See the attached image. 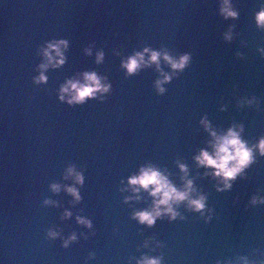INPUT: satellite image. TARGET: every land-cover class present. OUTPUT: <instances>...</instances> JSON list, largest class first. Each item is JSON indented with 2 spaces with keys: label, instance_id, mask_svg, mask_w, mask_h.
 I'll return each instance as SVG.
<instances>
[{
  "label": "water",
  "instance_id": "1",
  "mask_svg": "<svg viewBox=\"0 0 264 264\" xmlns=\"http://www.w3.org/2000/svg\"><path fill=\"white\" fill-rule=\"evenodd\" d=\"M231 3L236 20L218 14V0H0V264H136L142 254L162 255L163 264L264 258V203H251L253 196L264 198V156L223 191L193 160L201 149L211 151L201 117L218 134L243 124L250 145L264 135L258 51L264 29L253 21L264 0ZM51 39L68 41L65 63L45 70V84H34L42 63L37 48ZM144 47L190 54L162 94L154 87L155 65L128 77L121 68V60ZM97 51L104 53L99 64ZM160 66L171 72L163 61ZM85 71L107 78L105 100L59 102L60 85ZM251 97L257 103H240ZM177 160L187 165L185 179L207 197L204 215L182 202L175 220L165 215L152 227L137 223L133 211L150 208L152 198L141 191L140 200L125 203L131 193L119 189L147 164L181 188ZM69 166L83 174L82 185L64 179ZM53 183L60 191H51ZM65 186L76 187L80 200ZM65 210L72 215L64 218ZM77 216L92 227L78 224ZM49 229L59 236L46 238ZM73 233L76 240L62 247Z\"/></svg>",
  "mask_w": 264,
  "mask_h": 264
},
{
  "label": "clouds",
  "instance_id": "2",
  "mask_svg": "<svg viewBox=\"0 0 264 264\" xmlns=\"http://www.w3.org/2000/svg\"><path fill=\"white\" fill-rule=\"evenodd\" d=\"M218 14L224 19L231 18L236 20L239 17V12L233 7L231 0H218ZM253 21L257 28L264 29V6H261L253 16ZM233 25H229V30L224 33V40L232 39ZM68 49V41L66 39H51L37 48V53L42 57V63L38 65V75L32 77L34 84H45L47 76L45 70L48 68L56 69L65 63V52ZM261 55L264 56V49H258ZM85 55H91V48L84 49ZM118 54V53H117ZM238 57L242 54L237 53ZM103 51H97L95 62L97 64L103 61ZM147 57V59L145 58ZM190 54L184 53L179 56L171 55L167 50H154L149 47H144L141 51L134 52L131 56L121 60V68L124 69L125 76L136 74L142 67L155 65L156 71L159 72L160 78L154 82V87L158 94L164 93L163 84L169 82L177 73L183 71L190 62ZM161 61L169 66L171 72L161 70ZM111 90V84L107 82V78L99 76L95 71H85L76 77L65 80L60 85L57 91V100L61 103H66L69 107L73 105H83L87 101L97 100L103 102L105 94ZM241 104L253 105L257 103L255 97L242 99ZM223 110V109H222ZM199 124L208 132L211 140L209 141L211 151L201 149L199 153L193 156V160L197 167L205 169L204 175L210 176L217 180V191L227 190L231 187V181L237 176H242L244 170L247 169L256 160V156H264V135H261L254 144H249L243 139L244 131L243 124H233L228 127L223 133L218 134L210 125L206 117H201ZM176 166L179 172L183 175V186L178 188L169 179L168 174L160 168L147 164L138 169L137 174L127 178L126 185L119 190L121 192H130L131 195L124 197V202L132 200H140L141 191L147 193L152 198V206L150 208L133 211L131 218L137 223L143 224L146 227H152L158 218L167 216L169 221L175 220L179 216L177 207L180 203L186 202V206L196 212L204 215L207 197L203 194H198L193 187L192 179H185L188 175L187 165L176 161ZM64 179H72L76 185H82L84 177L81 172L75 170L73 166L67 167L64 174ZM124 184V181H121ZM51 191H60L61 185L53 183L50 186ZM64 190L71 194L75 201L80 200L78 189L74 186H65ZM45 204L50 201L45 200ZM252 204L264 203V198H251ZM209 213L211 210L209 209ZM72 215L71 212L65 210L64 218ZM183 219V217H180ZM211 219V215L205 218V222ZM78 224L86 228H91V221L87 218L77 216ZM59 236L58 231L49 229L46 232V238L55 239ZM76 235L73 233L62 239V247H67L69 242L75 241ZM147 246V241L145 242ZM158 247L163 245L158 244ZM91 255V254H90ZM243 264H264V258L250 262L246 258H240ZM136 264H163L162 255L150 257L141 255L136 260ZM217 264H220L218 261ZM223 264H229L224 261Z\"/></svg>",
  "mask_w": 264,
  "mask_h": 264
}]
</instances>
